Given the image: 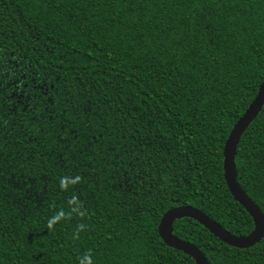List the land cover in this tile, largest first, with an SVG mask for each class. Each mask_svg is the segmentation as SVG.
Returning a JSON list of instances; mask_svg holds the SVG:
<instances>
[{
  "label": "trees",
  "instance_id": "obj_1",
  "mask_svg": "<svg viewBox=\"0 0 264 264\" xmlns=\"http://www.w3.org/2000/svg\"><path fill=\"white\" fill-rule=\"evenodd\" d=\"M263 81L264 0H0V264H196L158 234L176 206L249 234L222 151ZM233 168L264 219V104ZM170 230L208 264H264V234Z\"/></svg>",
  "mask_w": 264,
  "mask_h": 264
},
{
  "label": "water",
  "instance_id": "obj_2",
  "mask_svg": "<svg viewBox=\"0 0 264 264\" xmlns=\"http://www.w3.org/2000/svg\"><path fill=\"white\" fill-rule=\"evenodd\" d=\"M263 104L264 81L257 88L255 96L243 114L233 124L225 139L222 151V169L226 186L234 200L245 209L252 219L253 230L245 236H233L206 217L203 213L190 206L173 207L164 212L160 218L157 230L161 240L167 246L189 255L196 264L208 263L198 249L185 241L177 239L171 234V222L178 217L185 216L196 220L221 242L235 248H248L258 242L264 234V219L253 202L247 198L244 192L236 184L233 168V155L238 138L249 123L255 118Z\"/></svg>",
  "mask_w": 264,
  "mask_h": 264
},
{
  "label": "clouds",
  "instance_id": "obj_3",
  "mask_svg": "<svg viewBox=\"0 0 264 264\" xmlns=\"http://www.w3.org/2000/svg\"><path fill=\"white\" fill-rule=\"evenodd\" d=\"M81 180L80 176H76L75 179L73 180L72 178L68 177V176H64L61 177L59 184L61 189H67V187L69 186V184H73V183H79ZM64 215L63 212H61L59 215L50 218L48 221V227L52 228V226ZM81 264H92V261L90 259V257L85 256L82 260H81Z\"/></svg>",
  "mask_w": 264,
  "mask_h": 264
}]
</instances>
